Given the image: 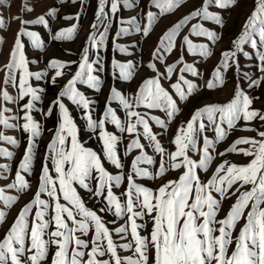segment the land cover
Instances as JSON below:
<instances>
[{
  "label": "snow or ice",
  "instance_id": "obj_1",
  "mask_svg": "<svg viewBox=\"0 0 264 264\" xmlns=\"http://www.w3.org/2000/svg\"><path fill=\"white\" fill-rule=\"evenodd\" d=\"M120 2L112 0V14L120 10ZM106 4L107 0H98L97 22L107 20ZM188 4H192L189 11L158 37L146 65L153 75L139 84L133 96L111 87L99 120L93 116L95 101L78 87L101 90L102 80L98 73L104 71V66L99 53L95 59H90V48L86 46L79 62L52 59L46 70L32 72L29 65L35 61L26 58L22 38H29L38 49L42 47V41L36 32L25 26L47 27L46 16L54 17L57 9L21 22L22 27L4 66L3 87H0V127L3 129L0 130V142L19 147L20 142L6 135L4 130H22L27 138L12 182L0 187V226L7 223L9 213L5 209H11L21 194H27L31 189L26 176L33 172L37 138L43 131L33 113L39 111L36 104L45 91L42 87H34L31 81L44 80L48 76L47 70H54L50 82L55 85L58 78L69 75L72 64H77V69L44 113L50 117L54 108H58L59 122L54 130L49 129L53 135L43 157L38 190L20 208L0 237V264H264V130L251 126L257 122L264 127V110L254 107L259 97L250 96L237 82L227 102L204 104L191 111L170 139L173 150L161 142L163 133L169 131L191 98L199 95L201 85L194 78L203 75L195 61H185L184 54L173 63H167V60L178 52L202 60L210 58L214 54L211 45L220 41L222 35L205 27L203 22L224 27V17L211 9L230 10L238 7L240 0H147L142 9L143 26L133 16L128 21H121L130 27H121L116 36L128 34L130 28H134L136 33L147 38L155 31L158 21L174 16ZM123 5L125 8L136 6L134 0H123ZM23 10L33 9L25 5ZM4 26L5 21L0 18V28ZM109 26L105 25L99 41L95 32L88 36L91 48L103 43ZM91 27L97 29L98 23ZM76 31L74 24L56 32L53 39L70 40ZM197 38H202L201 42H194ZM231 45L221 52L219 62L210 78L204 80L203 87L207 90L223 88L226 84L224 73L230 69L240 74V80L248 82L249 89L264 86V0H254V7ZM245 46L255 50L254 56L245 50ZM116 50L131 55L124 46L117 45ZM241 53L251 61L247 67L259 73L256 78L242 70L238 58ZM112 67L114 78L130 82L140 65L132 60L126 63L112 60ZM165 81L168 87L164 86ZM9 86L17 89L15 96L9 93ZM26 97L27 102L21 104ZM64 98L83 110L89 130L97 133L99 129L100 153L81 142L79 129ZM113 102L123 110L124 120L111 106ZM9 104L17 105L18 113L22 115L13 113ZM154 111H159L163 117L152 114ZM106 123L132 137L126 153L139 150L127 174L118 154L122 137L107 131ZM153 125L161 131H154ZM236 130L253 131L257 135L238 137L224 151L217 152V146ZM209 132L213 134L211 137ZM141 138L147 144L142 143ZM146 148H150L153 155H149ZM228 153L243 155L249 162L238 165L223 160L210 178L204 180L200 173H208L217 156L224 157ZM192 154L198 158L194 159ZM0 156L11 159L14 153L0 147ZM105 160L121 170L120 173L111 174L105 167ZM142 165L154 167L150 170ZM0 169L7 172L8 166L0 165ZM170 171H178V177L167 180L155 190L136 180L137 177L148 181L162 180ZM125 182V190L117 196L114 188H120ZM8 190H14L15 194H7ZM80 190L102 206L97 210L89 208ZM233 197L234 201L221 216L223 204ZM107 213L115 219L106 221L102 214ZM116 220L124 222L109 227V224L115 225ZM143 231H148V235L142 234Z\"/></svg>",
  "mask_w": 264,
  "mask_h": 264
},
{
  "label": "rangeland",
  "instance_id": "obj_2",
  "mask_svg": "<svg viewBox=\"0 0 264 264\" xmlns=\"http://www.w3.org/2000/svg\"><path fill=\"white\" fill-rule=\"evenodd\" d=\"M111 2L112 0H107V4L105 7V11L108 13L107 20L103 22H97L95 13L98 9V0H75V2H73V0H0V18H3L5 21V26L3 28H0V41H2L0 42V87H3V80L6 74V69L4 68V66L8 63L9 53L14 46V42L19 30L22 27L21 22L34 20L40 15H44L50 9L55 8L57 9V11L54 17L46 16V19H48L49 21L47 27L39 24H28L25 26L27 30L36 32L42 41V47L38 49L32 45L29 38H22V41L25 45L24 52L26 58L29 61H35V63H31L29 65L30 71L38 72L46 70L47 63L52 59H58L64 62H79L83 49L88 46L90 48V59H95L96 54L99 53L104 66V71L98 73L102 80V87L99 92H96L93 89H88L86 86L78 85L80 91H83L89 99L95 101V103L92 105V108H94L95 110L93 113L94 119L99 120L102 118L107 98L110 95L111 87L115 86L125 95L133 96L139 84H141L144 79L153 75L152 71L148 69L146 65L151 59L150 54L157 45L158 37L168 26H170L181 16L186 14L192 7V4H188L174 16H168L158 21L157 25L155 26V31L152 32L149 37L145 38L142 36V34L136 33L134 28H130L128 34H124L119 37L116 36V33L120 30L121 27H130L127 23H121V21H128L133 16H135L141 23V26H143L145 21L142 9H144L145 5L147 4V0H134L136 6L133 8H125L123 5V0H121L119 5L120 10L115 14L111 13ZM25 5L31 7L33 10L24 11L23 9ZM253 7L254 0H240L239 6L231 8L230 10L224 11L216 8L211 9L212 11L220 12V14L224 17L226 23L224 27L221 28L220 26L214 25L211 22H203L205 24V27H208L210 30L217 31L222 35V39L220 41H218L214 45H211L214 54L210 58L202 60L199 57H193L186 53L178 52L174 53L173 56H171L167 60V63H173L179 55L184 54L185 61L188 63H193L195 61V66L201 73H203L202 76L194 78L195 82L201 85L199 95H195L191 98V102L187 104L186 107H184V111L182 112V114L179 115L176 121L171 124L169 131L167 133H163L162 135L161 142L170 151L173 150V145L170 143V139L175 132L176 127L188 118L191 111L194 108L200 107L204 104H222L227 102L231 98L233 89L237 82L241 83V86L245 89L246 92H248L250 96L259 97V99L255 101L254 107L264 110V86L260 88L249 89L247 87L248 82L245 80H240V74L235 73L233 69H230L228 72L224 73L226 84L223 88H218L216 90H207L203 87L204 80L210 78L211 71L219 62L221 52L232 47L231 41L235 39L240 33L241 26L246 16L250 14ZM77 16L79 17V19H77ZM65 17L72 18L65 19ZM93 23H98V28L95 30L91 27ZM74 24L77 25V31L72 39H53V36L56 34V32L60 31L61 29L69 28ZM105 25L110 26L108 27V32L103 43L98 44L96 48H91L90 42L87 39L88 36L95 32L96 39L97 41H99L100 34L104 32ZM185 34H187V32H185ZM201 40L202 38H197L194 42H201ZM117 45L128 48V51L131 53V55L119 53L116 50ZM245 50L249 51L250 55L254 56L255 50L250 49L248 46H245ZM238 58L243 71H249V73L253 75V78H256L259 75V73L256 72L254 68L247 67V65L251 64V61L244 57L242 53L238 54ZM112 60H118L121 63H126L127 61L132 60L134 64L140 65L139 71L130 82L118 80L113 76L115 70L112 67ZM160 68L161 71H163L162 65L160 66ZM76 69L77 64H72L69 75L58 78V81L55 85H52L50 82L51 76L54 75V70H47L48 76L45 77L44 80L35 81L33 79L31 81L34 87H42L45 89L44 93L42 94L41 101L37 102L36 104L39 111H35L33 113L34 118L42 124L43 131L41 136L37 138V155L33 162V172L31 175L26 176V178L30 181L31 189L27 194H21L19 201L11 209H5L6 211H8L9 215L7 217V223L0 226V237L3 236L7 227L11 224L15 216L18 214L20 208H22L24 204L28 203L32 199L33 194L38 190V176L42 167L43 157L47 151V144L50 142L53 135V131H49V129L54 130L59 122L58 108H54L53 115L50 117H46L44 113L47 111L50 102L56 98L58 92L67 82V79L70 78V75L76 71ZM189 78L193 79L190 76ZM164 86L168 87L167 81L164 82ZM8 91L11 95L15 96L17 94V89L14 87L9 86ZM27 99L28 98L26 97L25 100L21 101L20 103H26ZM64 103L69 108V111L77 124L81 142L86 147H90L100 153L102 146L97 136L99 129H97V133H93L87 128V121L83 118V110L78 109L71 103V101L67 100V98H64ZM111 106L117 111V114L120 116V118L124 120L125 114L123 110L118 106V104L116 102H113ZM8 107L13 109V113L22 115V113H18L17 105L9 104ZM152 114L160 115L163 117V114L159 111H154ZM251 126L257 127L260 130H264V127H261L257 122H253ZM105 127L107 131L122 137L121 142L118 145V154L121 156L122 162L125 165L123 171L125 174H127L131 170V161L135 158L136 155L139 154V150H133L130 153H126V146L128 143H130L132 137H130L127 133H119L115 126L110 123H106ZM153 128L156 132L161 131L154 125ZM0 130H3L2 127H0ZM4 131L6 135L15 137L20 143L19 147H16L4 142H0V147L7 148L9 151H12L14 153V156L11 159L0 156V165L8 166L7 172H3V170L0 169V172L3 173V175L0 176V187H4L8 183L12 182L14 173L17 170L18 164L23 157L27 138V134L22 130L12 129ZM207 134L210 137L213 135L211 132ZM256 135L257 133L253 131L236 130L228 136L226 141L220 143L217 146V152L224 151L238 137H252ZM141 142L147 144V141H145L143 138H141ZM146 151L149 155H153L150 148H146ZM192 155L194 159L198 158L196 154ZM156 159L158 160L159 158L156 157ZM223 160H228L238 165H243L249 162L248 158L235 153H228L224 157L217 156L214 162L210 165L209 172H201V177L204 180L210 178L212 171H214L215 167L223 162ZM104 164L106 169L113 175L119 174L121 171L119 169H116L113 165L109 164L106 160L104 161ZM142 167H149L150 170H152L154 166L142 165ZM178 175V171H170L162 180L157 179L156 181H148L139 177H137L136 180L138 183H141L144 186L150 187L155 190L159 187L160 184L166 182L169 179H176ZM125 188L126 182L122 184L120 188H114V192L117 196H121V193L125 190ZM80 191L89 208L97 210L102 206L96 200L91 199L89 195L83 190ZM7 194H15V192L14 190H8ZM42 198L47 199L46 196H42ZM121 198L123 199V197ZM234 199L235 198L233 197L223 204V211L220 213L221 216H223L227 212L230 204L234 201ZM102 215H104L106 221H112L113 219H115L110 213ZM123 222V220H116L115 225L109 224V227L119 226ZM150 227L151 224L149 223L148 229H150ZM142 234L148 235V231H143ZM122 254L126 255L127 253Z\"/></svg>",
  "mask_w": 264,
  "mask_h": 264
}]
</instances>
